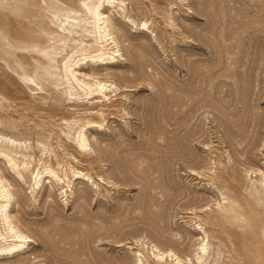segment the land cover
<instances>
[{
  "label": "rangeland",
  "instance_id": "obj_1",
  "mask_svg": "<svg viewBox=\"0 0 264 264\" xmlns=\"http://www.w3.org/2000/svg\"><path fill=\"white\" fill-rule=\"evenodd\" d=\"M84 1L0 0V150L21 174L4 154L0 169L12 220L31 237L0 264H136L140 251L174 264L151 244L197 264L194 223L209 235L203 264H264L252 173L264 168V0L105 2L124 33L110 68L92 61L102 45ZM69 58L116 92L105 100L67 82ZM89 121L82 153L73 136ZM45 166L66 181L36 187ZM5 228L0 217L1 244Z\"/></svg>",
  "mask_w": 264,
  "mask_h": 264
},
{
  "label": "bare ground",
  "instance_id": "obj_2",
  "mask_svg": "<svg viewBox=\"0 0 264 264\" xmlns=\"http://www.w3.org/2000/svg\"><path fill=\"white\" fill-rule=\"evenodd\" d=\"M105 2H111V0H87V1H84L83 3L85 5V7H86V8L85 7L84 8L86 9V12H87L86 20H87V22L89 24H91V30H92L93 33H95L96 40H99L101 45H102V47H100V48H98L96 50V52H98V54L94 55V56H91L92 59H93L92 61L96 62L97 61L96 59L98 58L99 61L103 62V64H105L108 68H110V64H112L113 61L116 60V58L118 56V53L121 52L120 37L122 38L124 33H123L122 28L120 26H118L116 24V22L112 19L111 15L103 10V6H104ZM148 24L149 23L147 21L142 23V25L144 27L148 26ZM210 30H212V29H210ZM119 55L123 56V54H119ZM86 57H85V59H86ZM79 64H80V61L73 62V61H71V58L67 59V61L64 64V67H63L65 76L67 77L66 79L68 80L67 82H70L72 85L73 84H75V85L77 84L78 86L83 88V90L85 89V91H86L85 93L87 95L98 94V95H100L101 98H104L105 100L110 99L109 98V92L110 93L111 92H116V90L118 89V87H115L114 82H110L109 83V80L101 79L99 77L98 73L95 72V71H92V70H91L90 73H88V72L80 73L79 70H76V68H74L75 67L74 65H79ZM73 88H74V86H73ZM73 88H71V89H73ZM73 90L75 91V89H73ZM71 94H74V92H71ZM104 113L105 112H100V115L103 117ZM251 118H252V120H251L252 121V125L251 124L247 125V127H253L254 128V126H256L257 121L259 119V113L258 112H254ZM103 121H104V119H103ZM102 122H101V124L99 123V126L103 125ZM259 123H260V121H259ZM91 124H96V123L89 121V122H87V123H85L83 125H80L78 131L73 136L74 140L78 144V147L80 148V152H82V153H86L89 150H91V148H92L91 140H90L89 135L87 134V131L85 129L87 127V125H91ZM263 124L264 123L260 124L261 125L260 127H262ZM245 126H246V124H245ZM249 131H250V129H249ZM248 138H250V137H248ZM242 141H244V140H242ZM11 142H12V140H11ZM255 143H257V142H255ZM241 144H242V142H241ZM246 144H247V146H251L252 143L250 141V142H248ZM247 146H244V147L247 148ZM257 147H259V145ZM238 149H240V151H241L242 148L239 147ZM4 150H6V149H4ZM7 151H8V149H7ZM240 151H238V152H240ZM246 153H248V152L246 151ZM0 154H2V155L4 154V156L8 158V161L15 168H17V170H18L17 172L19 174H21L19 172L21 164H18L16 162L17 160L15 161L13 157H11L9 154H7V153H5V152H3L1 150H0ZM27 168H28L27 164H25L23 162L22 169L24 170V169H27ZM249 169H251V168H249ZM262 169H264V168H262ZM262 169H259V168L255 169V170H253L252 173H255L257 176L259 175L258 181L260 183V188H259L260 190L255 191V192H259L261 194H264V170H262ZM194 172H195V170H194ZM59 173H60V171H59ZM59 173H58L57 170H55V169H53L51 167H46V166L41 171H39V170L37 172L33 171L32 174L35 175V177H34V180H35L34 181V185L36 187L41 186V184H42V182H43V180L45 178H53L58 184H62V182L66 181L64 179V177H68V175H67L68 173L66 174L64 172L65 173L64 177H62ZM199 174H200V172H199ZM73 176L76 177V178H83L84 180H86V179L87 180H91L92 179V176H90V174L87 173V172L84 173L83 170L74 171L73 172ZM71 177H70V179H72ZM70 179L68 180V183L70 182ZM70 183H69L68 186H70ZM93 183H94V181H93ZM65 192H67V190H65ZM0 196L2 197V200L0 201V217L2 218L3 222L6 224V228H5L6 236L9 235V237L12 238V240L8 241V243H5V244H1L0 243V254H12L14 252H17V251L23 249L26 246V244L31 241L30 240L31 237L28 234H26L25 232H23L17 225H15L14 221L12 220V215L10 214L8 209H9V205H10V203H11L13 197H14V192L11 190V182H10V180L3 174V171L1 169H0ZM258 196H259L258 199L262 200V196L263 195L262 196L258 195ZM256 197H257V195H256ZM220 204H221V202H220ZM259 205H262V204H259ZM243 211H246V208H244ZM260 211H261V209H260ZM245 213H247V212H245ZM263 214H264V212H263ZM245 215L246 214H244V216ZM194 229H195V231L198 232L197 235H196V238H195V240H196V243H195L196 244V248H195L196 255L195 256H196L197 264H203V258L206 256V254L208 252V249H209V246H210L209 235L205 231L203 226L201 224H199V223H194ZM0 236H3V234L0 233ZM146 248H149V246H147ZM149 249L151 250V253L154 255V259L157 262H159V263L162 262V261H165V260H170L174 264H195V263L192 262L191 258H188V257L182 258L176 251H174L172 249L164 250V249L160 248L156 244H151ZM258 252H259V250H258ZM137 253H138V255H136L137 256V263L136 264H147L142 258L143 253H141V251L137 252ZM144 256H145V254H144ZM145 258H146V256H145Z\"/></svg>",
  "mask_w": 264,
  "mask_h": 264
}]
</instances>
